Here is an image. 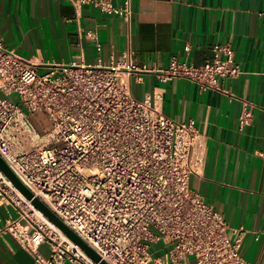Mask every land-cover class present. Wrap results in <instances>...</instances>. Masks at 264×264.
<instances>
[{
  "label": "built area",
  "instance_id": "2783aa9c",
  "mask_svg": "<svg viewBox=\"0 0 264 264\" xmlns=\"http://www.w3.org/2000/svg\"><path fill=\"white\" fill-rule=\"evenodd\" d=\"M67 1L127 23L133 15L131 0ZM87 36L99 54L97 33ZM212 53L200 66L172 58L155 72L162 82L178 77L203 90L243 73L229 44H213ZM145 72L127 53L108 64H35L0 41V157L107 264H250L240 252L245 230L231 241L224 216L189 186L203 165V136L193 123L163 115L150 96L133 97L129 81ZM35 114L44 115L46 130L36 129ZM251 121L244 102L238 129ZM0 206L15 212L0 235L29 248L34 264H98L1 170ZM42 243L53 250L47 259L37 252Z\"/></svg>",
  "mask_w": 264,
  "mask_h": 264
},
{
  "label": "crops",
  "instance_id": "0c3cea01",
  "mask_svg": "<svg viewBox=\"0 0 264 264\" xmlns=\"http://www.w3.org/2000/svg\"><path fill=\"white\" fill-rule=\"evenodd\" d=\"M121 0H113L115 6ZM129 23L92 4L67 0H0V41L35 64H103L127 53L149 72L131 77L133 97L150 96L176 123H193L203 136L204 161L189 186L221 213L233 241L245 230L240 252L250 264H264V0H131ZM95 31L100 44L87 33ZM229 44L243 73L219 89H202L183 78L165 82L161 71L174 58L195 66L213 56L212 45ZM188 47V51L185 50ZM252 115L238 129L242 104ZM12 207L0 206V226ZM162 249H166L162 245ZM47 259L50 244L37 247ZM33 252L10 234L0 235V264H34ZM64 264H72L65 262ZM187 264H196L188 259Z\"/></svg>",
  "mask_w": 264,
  "mask_h": 264
},
{
  "label": "water",
  "instance_id": "95a60500",
  "mask_svg": "<svg viewBox=\"0 0 264 264\" xmlns=\"http://www.w3.org/2000/svg\"><path fill=\"white\" fill-rule=\"evenodd\" d=\"M0 170L12 182V184L25 196L26 199L31 200L32 204L40 210L54 225H56L62 232L77 246H79L95 263L107 264L101 261L99 256L84 243L71 229L62 223V221L38 198L33 197V194L17 179L13 172L8 168L3 159L0 157Z\"/></svg>",
  "mask_w": 264,
  "mask_h": 264
},
{
  "label": "trees",
  "instance_id": "16d2710c",
  "mask_svg": "<svg viewBox=\"0 0 264 264\" xmlns=\"http://www.w3.org/2000/svg\"><path fill=\"white\" fill-rule=\"evenodd\" d=\"M32 122L35 125L36 129L40 132L46 130L48 127L46 119L42 114H35L32 117Z\"/></svg>",
  "mask_w": 264,
  "mask_h": 264
},
{
  "label": "rangeland",
  "instance_id": "374dc122",
  "mask_svg": "<svg viewBox=\"0 0 264 264\" xmlns=\"http://www.w3.org/2000/svg\"><path fill=\"white\" fill-rule=\"evenodd\" d=\"M0 97H1V95H0ZM9 99H10L11 101H15V100H16L14 96L9 97Z\"/></svg>",
  "mask_w": 264,
  "mask_h": 264
}]
</instances>
